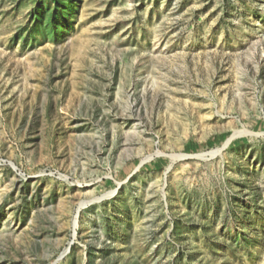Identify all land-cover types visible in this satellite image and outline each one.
Masks as SVG:
<instances>
[{"label": "rangeland", "instance_id": "rangeland-1", "mask_svg": "<svg viewBox=\"0 0 264 264\" xmlns=\"http://www.w3.org/2000/svg\"><path fill=\"white\" fill-rule=\"evenodd\" d=\"M0 264H264V0H0Z\"/></svg>", "mask_w": 264, "mask_h": 264}]
</instances>
